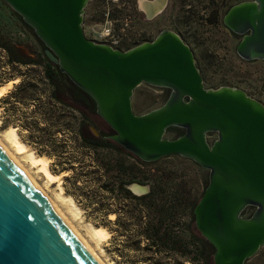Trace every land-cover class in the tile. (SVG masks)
Segmentation results:
<instances>
[{"label":"water","instance_id":"95a60500","mask_svg":"<svg viewBox=\"0 0 264 264\" xmlns=\"http://www.w3.org/2000/svg\"><path fill=\"white\" fill-rule=\"evenodd\" d=\"M4 1L94 99L112 140L146 162L179 155L209 170L194 215L196 229L215 248L214 264H245L264 246L263 103L239 88H207L193 50L176 32L124 51L86 37L89 0ZM224 24L242 35L239 56L264 60V0L234 5ZM142 83L171 92L159 108L136 114L132 98ZM174 126L185 133L165 138ZM126 187L137 195L151 189L139 182ZM0 264H101L1 144Z\"/></svg>","mask_w":264,"mask_h":264},{"label":"trees","instance_id":"16d2710c","mask_svg":"<svg viewBox=\"0 0 264 264\" xmlns=\"http://www.w3.org/2000/svg\"><path fill=\"white\" fill-rule=\"evenodd\" d=\"M0 10L6 11L21 31L36 35L4 0H0ZM37 39L39 48L28 55L9 23L0 19V64L8 69H0V86L4 81L19 79L0 102L6 103L10 117L29 131L25 141L41 156L55 159L60 172L72 170L73 176L74 165L84 166L86 162L79 152L90 157L88 172L79 173L87 181L98 182L100 191L109 196L107 199L119 205V212L114 214L122 231L129 233V245L139 250L144 242L142 250L161 255L160 260L150 258L149 264H214V246L195 227L196 204H190L180 189L171 186L158 184L144 195L126 187L134 182L143 183L138 172L149 162L117 144L110 138V129L96 123L94 99L60 70L46 54L44 43ZM29 102L34 107L30 117L21 110ZM61 134L64 135L59 137ZM106 207L104 204L103 208ZM249 210L253 212L254 207L249 206ZM110 224L108 220L106 225ZM132 231L134 237L130 238ZM165 258L173 261H164Z\"/></svg>","mask_w":264,"mask_h":264},{"label":"rangeland","instance_id":"374dc122","mask_svg":"<svg viewBox=\"0 0 264 264\" xmlns=\"http://www.w3.org/2000/svg\"><path fill=\"white\" fill-rule=\"evenodd\" d=\"M202 12L195 13L191 20L186 23L181 18L176 31L193 50L205 86L207 88H219L222 86L239 88L264 104V60L249 61L239 56L236 52V47L240 39L233 36L221 22L211 23L208 21V11L203 14ZM182 13L187 12H181V15ZM0 19L9 23L14 37L22 42L25 52L28 55H33V51L39 48L38 37L21 31L18 23L11 19L4 10H0ZM83 26L87 38L97 34L100 28L89 19L84 20ZM0 69L8 70L4 64H0ZM22 69L25 70L24 68ZM14 81L18 82L19 79L8 83L4 81L2 86L9 83L10 85L0 99L14 88V83H16ZM170 92L168 88L157 87L148 83L140 84L134 90L132 98L133 111L136 114H144L159 108L166 102ZM7 108L6 103L1 104L0 102V138L17 154L19 160L29 169L48 195L59 204L63 212L72 220L73 224L105 264H149L150 258L152 261H154L153 259H161V255H154L151 252L142 250L144 242H142L139 250L129 245V233L122 231L117 222V215L114 214L115 211L119 212V205H117L115 200L107 199L109 196H105L100 191L98 182H95L94 179L87 181L84 174L79 173L81 170L84 173L89 170L87 164L91 159L86 157L85 153L79 152L86 162L84 166L80 163L74 165L73 168L76 173L74 176L72 175V170L60 172V167L54 163L55 159L48 157L51 171L56 175H61L62 195L58 182H49L44 174L39 171V168L31 164L26 154L17 153L12 142L7 137V130L10 127L17 128L20 139L29 146V150H33L36 155L41 156L38 150L24 139L29 134V131L21 128L20 123L16 122V118L10 117ZM33 108V102L21 106V110L27 113L26 116L31 114L34 110ZM95 118L101 125L105 126L102 118ZM179 128L181 127L174 126L169 128L164 137L168 139L179 137ZM62 135L64 134L58 136L61 137ZM216 138L217 135L214 134L209 138V142L212 143ZM43 157L47 156L43 155ZM80 160L79 158L76 162ZM67 177L70 178L67 179ZM138 177L143 180V184L149 185L150 188L160 184L162 186H171L173 189H180V192L189 200L190 204L194 203L197 205L208 185L209 170L203 168L192 159L175 155L149 162L141 167ZM69 198H72L75 202L76 208L72 205ZM104 204H107L108 207L103 208ZM246 212L247 210L245 211V216L248 217L252 210ZM108 220H111L110 225H106ZM97 227H104L110 231L111 234L108 239H99L95 235L94 228ZM112 228L115 230L114 232L111 230ZM131 234L133 235L130 238L134 237L133 231ZM168 260L173 261L172 259H164V261ZM187 264L191 263L187 262ZM245 264H264V246L253 257L248 259Z\"/></svg>","mask_w":264,"mask_h":264},{"label":"flooded vegetation","instance_id":"af4514ba","mask_svg":"<svg viewBox=\"0 0 264 264\" xmlns=\"http://www.w3.org/2000/svg\"><path fill=\"white\" fill-rule=\"evenodd\" d=\"M244 1L251 0H89L84 20L89 19L100 27L89 39L124 51L152 42L164 31L177 33L181 18L185 23L189 22L201 11L202 14L208 11V21L221 22L241 40L242 35L232 32L224 24V16L231 7ZM181 12L187 13L181 15ZM95 120L98 125L109 128L103 119L105 126L97 118ZM178 131L179 136L185 133L181 128Z\"/></svg>","mask_w":264,"mask_h":264},{"label":"bare ground","instance_id":"6f19581e","mask_svg":"<svg viewBox=\"0 0 264 264\" xmlns=\"http://www.w3.org/2000/svg\"><path fill=\"white\" fill-rule=\"evenodd\" d=\"M16 82V81H14ZM12 83V82H11ZM10 85L7 84L5 86L0 87V97L4 94V92L6 91V89H8V86ZM1 112V109H0ZM7 137L9 139L10 142H12L13 146L15 147V151L17 153H24L26 154V157L31 161V164L34 167H38L39 171H41L44 176L47 178V180L51 183L54 182H58V186L61 189V195L63 193V188L61 187V182H60V177L61 175H56L54 174L51 169H50V159L48 157H43V156H38L34 153L33 150H29V146L23 142L20 139V136L17 132V128L15 127H10L7 130ZM0 144L5 148V150L8 152V154L13 158V160L20 166V168L25 172V174L33 181V183L41 190V192L46 196V198H48V200L53 204V206L56 208V210L59 212V214H61V216L64 218V220L67 222V224L76 232V234L81 238V240L86 244V246L92 251V253L96 256V258L99 260V262L101 264H105L97 255V253L93 250V248L89 245L88 241L86 240L85 237H83V235L80 233V231L78 230V228L73 224L72 220L65 214V212H63V210L61 209V207L59 206V204L53 199L51 198L48 193L43 189V187L37 182V180L35 179V177L31 174V172L29 171V169L19 160L17 154L15 152H13L8 145L5 143V141H3L0 138ZM13 147V148H14ZM135 189L137 191H140L141 188L140 187H135ZM70 202L72 203V205L76 208L75 202L72 200V198H69ZM65 200V198H64ZM78 212V211H77ZM78 214V213H76ZM78 216V215H77ZM94 233L97 237H99V239H104L110 236V231L107 230L104 227H97L94 228ZM106 239V240H107Z\"/></svg>","mask_w":264,"mask_h":264}]
</instances>
